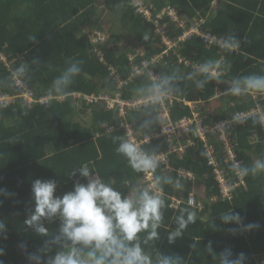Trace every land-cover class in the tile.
Masks as SVG:
<instances>
[{"label":"trees","instance_id":"trees-1","mask_svg":"<svg viewBox=\"0 0 264 264\" xmlns=\"http://www.w3.org/2000/svg\"><path fill=\"white\" fill-rule=\"evenodd\" d=\"M133 1L106 0L105 9L112 16V24H120L122 32L115 38L119 40L121 35H134L141 51L130 54L135 55L134 64L139 65L142 60L161 54L164 46L161 39L154 35L151 22L136 13ZM143 1L151 6L152 11H162L168 6L175 8L186 18L188 26L194 20L204 19V31L219 37L236 33L241 40L239 52L231 54L220 51L216 46L208 48L201 39L194 38L175 48L166 58V64L155 65L158 72L178 68L183 74H190L189 69L174 64L180 56L199 63L209 59L221 61L224 56L230 67L225 70L223 81L252 74L264 75V0H217L216 6V0ZM97 2L0 0V79L10 76L22 61L30 63L33 57H39L42 64L33 66L34 75L29 86L39 99L48 95L52 82L67 67L69 60H82L83 70L70 88L72 94L98 96L102 92L115 93L118 80L111 75L110 68L116 69L122 80H127L133 66L128 52L117 53L106 42L94 44L90 34L86 33L85 29L89 28L90 32L97 30L106 36L103 29L105 23L102 22L105 11H99ZM118 4L122 6L116 7ZM181 32L178 30L176 35ZM145 35L149 36L148 41L143 40ZM176 35L174 31L171 37ZM30 36H36L38 43H33ZM95 49L103 56L104 62L100 61ZM150 82L147 76L133 79L123 88V98L136 97L134 90ZM182 87L184 93L176 96L178 99L193 101L197 96L207 103L200 106L206 124L233 118L238 112L247 111L255 105L250 95H228L220 99L226 101L224 105L209 111L207 105L216 95L213 82L200 90L195 81L185 79ZM19 92L16 87L3 88L0 89V97L16 96ZM78 102H72L71 97H67L64 101L51 100L45 105L28 107L18 98L7 106L0 105V189L14 194L11 198L0 196V221L5 222L7 228V239L0 237V247L6 252L0 256L3 264H30L28 253L36 252L43 246L45 238L25 225L28 214L35 209L32 193L35 180H55L58 184L56 195L62 197L74 191L77 181L87 184V179L79 174L75 178L69 175L76 168L88 164L94 175L98 174L105 182H114L116 190L125 196L131 186H145L144 174L134 172L127 159L117 153L119 144L116 137L125 136V132L119 129L107 132L104 128L105 125L118 126L114 112L80 102L84 111L91 112L88 122L80 117ZM150 107L133 111L127 117L137 133H141L137 131L139 124L151 119L146 115ZM191 114L190 108L183 103L174 101L171 105L170 115L174 122ZM160 124L161 121L153 131L159 130ZM233 135L239 143L244 166L250 167L257 159H264V144L253 139L255 136L262 138L261 128L253 120L236 123ZM154 146H159L160 150L167 149L165 142H153L146 149ZM217 152L222 167H225L218 146ZM170 164L176 171L183 168L193 172L195 181L204 182V206L192 207L187 203L194 181L180 179L185 186L183 191L166 185L163 193L167 202L164 226L159 230L160 239L154 242V246L146 247V251H152L153 255L157 250L165 254H179L186 264H219L205 250L208 242L212 241L217 254L231 248L234 255L241 252L247 255L245 264H264V173L245 177L246 186L236 189L232 200H223L201 145L189 148L182 156L170 155ZM157 174H165L162 166ZM166 175L179 179L176 172ZM174 197L181 201L177 206ZM200 201L197 199V202ZM183 208L195 210L197 221L189 225L182 239L170 244L168 235L176 229L175 217ZM229 210L240 213L245 218V224L257 223L260 228L232 235L228 229L236 225H225L220 220L221 213ZM213 221L219 229L213 227ZM45 225L54 232L60 226L59 221L45 222ZM22 243L27 244V252L19 248ZM51 255H55V250Z\"/></svg>","mask_w":264,"mask_h":264},{"label":"clouds","instance_id":"clouds-1","mask_svg":"<svg viewBox=\"0 0 264 264\" xmlns=\"http://www.w3.org/2000/svg\"><path fill=\"white\" fill-rule=\"evenodd\" d=\"M121 6L116 5L118 8ZM29 39L38 43L36 36H30ZM143 40L148 41L149 36L145 35ZM218 46L234 53L240 49L241 40L236 33H229L218 40ZM83 63L82 60L67 62V67L54 79L48 90L49 100H63L72 95L70 88L75 78L81 75ZM41 64L39 57H33L30 63L22 61L10 76L0 79V89L19 86L28 91L34 75L33 66L39 67ZM229 67L226 62L209 59L196 65L188 75L178 68L167 72L146 69L151 82L139 85L134 95L152 106L146 112L151 119L140 123L137 131L145 135L153 132L161 121L162 107L184 93L182 82L185 79L195 81L196 87L203 90L212 81L222 83V69L227 70ZM225 95H264V75L252 74L231 79ZM248 118L264 127V109H254L250 114L238 113L233 117V122L243 124ZM217 127H222V124ZM116 141L119 144L117 153L127 159L130 168L136 173L153 177L152 182L148 186H131L129 194L125 196L116 190L114 182H105L98 174L94 175L88 164L76 168L69 175L75 178L79 174L87 179V184L77 181L74 191L62 197L56 195L58 184L55 180H35L32 185L35 209L28 214L25 225L45 239L41 248L28 253L30 264H186L184 257L179 254H165L157 250L153 255L152 251H146V247L154 246V242L160 239L159 230L164 226L167 208L164 187L170 185L177 191H183L184 184L172 176L157 174L164 158L159 146L146 149L129 135L118 136ZM231 171L241 180L250 175L256 177L264 173V159H257L250 167L235 162ZM13 195L7 189H0V196L11 198ZM220 220L225 225H236L228 229L232 235L260 228L257 223L245 224V218L232 210L221 213ZM56 221L60 224L58 231H50L45 225V222ZM196 221L197 212L183 208L175 217L177 227L169 233V243L174 244L177 239H182L185 230ZM212 223L214 228L219 229L214 221ZM6 232L5 222L0 221V237L7 239ZM19 248L27 252L26 243L20 244ZM53 250L54 256L51 255ZM205 250L219 264H245L248 259L243 252L234 255L231 248H225L217 254L212 241L208 242ZM5 254V249L0 247V256ZM0 264L3 262L0 261Z\"/></svg>","mask_w":264,"mask_h":264},{"label":"built area","instance_id":"built-area-1","mask_svg":"<svg viewBox=\"0 0 264 264\" xmlns=\"http://www.w3.org/2000/svg\"><path fill=\"white\" fill-rule=\"evenodd\" d=\"M135 11L137 14L142 15L147 21L151 22L154 35L161 39V45L164 46V50L161 54L155 55L150 59L142 60L139 65H135L134 61L135 55H129V61L133 66L130 77L127 80H122L121 77L116 72V69L110 68L111 75L115 76L118 80V87L115 93L102 92L98 96H88L81 93H74L68 97H71L79 102H84L86 105H94V107H101L107 111H113L117 119V127L105 125L104 128L107 132H113L116 129L123 130L125 136H133L141 145L146 148V146L151 145L153 142H165L167 144V149L161 150L163 153V160L161 166L163 167V172L165 174H172L176 172L179 179L191 180L195 182V174L191 171L180 168L175 170L170 164V155H185L189 148H194L198 144L203 148V153L207 160V165L212 168L213 174L215 176V181L217 182V187L220 190L223 200H232L234 197V192L236 189L245 187V178L242 180L238 178L234 173L231 172V166L235 162H239L244 165V162L239 154V143L236 141L233 130L236 123L233 122V118H228L225 120L215 121L213 120L210 124H206L205 117L200 111V106H205L207 103L202 101L197 96L193 101H187L186 99H178L174 97L162 107L161 111V124L157 131H153L149 135L144 133H137L134 126L127 121V117L133 111L140 110L143 108H149L148 104H145L141 99L134 97L132 99L123 98V88L128 85L133 79L137 77L147 76L151 81L150 76L147 71L151 68L152 71L158 72L155 65L161 66L166 64V58L171 55V52L175 51L178 46L187 43L194 38L201 39L203 45L208 48L218 47L220 51H224L218 46V40L221 38L212 34L210 32L204 31L202 27L205 25L204 19L194 20L190 26L187 25L186 18L179 14L178 11L168 6L162 11L151 10V6L145 3L143 0L133 3ZM166 24V25H165ZM178 30H182L181 34H177ZM175 31V38H172ZM105 37L97 34L93 38L94 44L105 43ZM95 52L100 57V61L104 62L103 56L100 52L95 49ZM237 52L234 53H238ZM139 53V52H138ZM233 54V52H229ZM4 58V57H3ZM165 59V60H164ZM147 61V64L145 63ZM222 63H225V57L221 59ZM177 66L194 70L195 66L200 64L194 60L186 57H178L177 61L174 63ZM225 73V70L222 69ZM224 76V74H223ZM223 76L221 80L223 82ZM215 87L216 95L214 98H220L222 94V83H217L212 81ZM19 94L16 96H1L0 105L7 106L16 99H22L23 102L31 107L35 104L45 105L48 104V95L37 98L34 90L30 89L24 91L19 88ZM255 101V105L248 109L247 111L238 112L243 114H250L252 111L264 109V95H250ZM67 98V97H66ZM65 98V99H66ZM60 101H64L60 100ZM174 101L183 103L188 106L192 112L191 116H185L180 120L174 122L171 120V105ZM237 113V114H238ZM252 120L248 118L247 121ZM218 124H222V127H217ZM262 138L255 136L253 139L255 142H262L264 144V127H261ZM99 136V134H97ZM217 146L221 150V157L225 161V167H222L220 162V155L217 152ZM232 173V174H231ZM153 177L144 174L145 186H148L152 182ZM191 200V204L189 201ZM175 206L180 204V199L175 198ZM189 206L202 207L200 202H197L192 192L189 194L188 201Z\"/></svg>","mask_w":264,"mask_h":264},{"label":"rangeland","instance_id":"rangeland-1","mask_svg":"<svg viewBox=\"0 0 264 264\" xmlns=\"http://www.w3.org/2000/svg\"><path fill=\"white\" fill-rule=\"evenodd\" d=\"M142 0H134L133 2H139ZM106 0H98L97 2V6L99 8V11H105L104 12V16H103V21L105 23L103 29L106 32V37H105V42L108 44L109 47H112L117 53H122V52H128L129 54L132 52H139L141 51L140 46L137 45V41L134 37L133 34H124L120 36V39L118 40L117 37L119 34H121L122 30L120 28V24L119 23H115L114 25L112 24V16H110L105 9V3ZM217 5V1L215 2V6ZM86 33L90 34V37L93 38L99 34L101 36H103L102 33H100V31L94 30L92 32H90V29L87 28L85 29ZM97 31V32H95ZM4 61H6L5 58H3ZM191 72V70H190ZM225 100L221 101L216 99V101H210L207 105V109L209 111H212L213 108H216L217 106H221L225 104ZM98 106V105H97ZM78 109L80 112V117L82 118V120H86V121H90L91 119V112H86V110L84 111L80 102H78ZM194 185V189L192 191V194L194 195L195 199H201V204L204 206V198H205V187H204V182L203 181H199L196 180Z\"/></svg>","mask_w":264,"mask_h":264},{"label":"crops","instance_id":"crops-1","mask_svg":"<svg viewBox=\"0 0 264 264\" xmlns=\"http://www.w3.org/2000/svg\"><path fill=\"white\" fill-rule=\"evenodd\" d=\"M217 1V0H216ZM215 1V2H216ZM227 87H228V81H223L222 82V96L220 97V98H218V100H220L222 97H226V96H228V95H225V91L227 90ZM211 101H216V98H214V99H212Z\"/></svg>","mask_w":264,"mask_h":264},{"label":"water","instance_id":"water-1","mask_svg":"<svg viewBox=\"0 0 264 264\" xmlns=\"http://www.w3.org/2000/svg\"><path fill=\"white\" fill-rule=\"evenodd\" d=\"M71 100H72V102H74V99L73 98H71Z\"/></svg>","mask_w":264,"mask_h":264}]
</instances>
